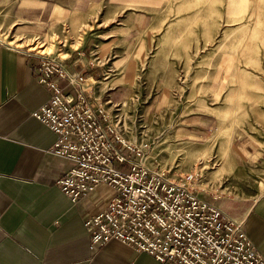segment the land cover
<instances>
[{
  "label": "rangeland",
  "instance_id": "374dc122",
  "mask_svg": "<svg viewBox=\"0 0 264 264\" xmlns=\"http://www.w3.org/2000/svg\"><path fill=\"white\" fill-rule=\"evenodd\" d=\"M19 1L0 13L4 43L16 19L22 36H48L50 43L73 36L66 20L36 28ZM129 15L142 19L131 48L111 42L100 79L121 60L116 71L130 94L104 101H111L127 139L145 144V166L175 176L193 173L200 196L237 212L264 192V0H103L87 21L93 30L84 35L91 33L97 46L111 41L107 31L119 23L132 26ZM70 43L44 50L59 48L50 55L60 59ZM199 116L211 123L205 134L193 132Z\"/></svg>",
  "mask_w": 264,
  "mask_h": 264
},
{
  "label": "crops",
  "instance_id": "0c3cea01",
  "mask_svg": "<svg viewBox=\"0 0 264 264\" xmlns=\"http://www.w3.org/2000/svg\"><path fill=\"white\" fill-rule=\"evenodd\" d=\"M102 1L20 0L23 16L32 18L30 22L36 28L46 29L56 19L66 20L73 36L68 32V38L60 37L58 42L52 39V43L48 36L45 39L22 36L21 29H14L20 24L16 19L8 24L9 43L0 40V264H158L151 255L134 251L116 240L108 241L101 248L89 244L84 218L103 206V198L96 202L93 199L104 191V186L85 198L71 201L56 183L67 166L51 152L56 135L34 116L50 95L45 86L37 83L36 67L45 54L50 55L59 48L54 52L44 49H54L69 38L71 48L63 58H57L68 73L86 77L84 96L99 104L107 97L128 98L131 86L116 71L122 61L115 60L105 72L113 73L102 79L101 65L110 55L106 50L111 49V42L113 48L117 41L125 49L131 48L135 24L142 19L129 15L125 21L132 26L114 25L107 31L111 41L97 46L91 33L84 34L93 30V26L87 30L92 25L87 21L98 12ZM10 6L11 0H0V13ZM2 28L0 25V31ZM38 41L40 46L32 47ZM12 42L17 46H12ZM59 82L64 93H74L66 82ZM195 118L193 122L199 129L193 132L205 134L204 130L211 124L209 118ZM217 207L224 217L242 220L246 236L264 257V192L241 204L237 212Z\"/></svg>",
  "mask_w": 264,
  "mask_h": 264
},
{
  "label": "built area",
  "instance_id": "2783aa9c",
  "mask_svg": "<svg viewBox=\"0 0 264 264\" xmlns=\"http://www.w3.org/2000/svg\"><path fill=\"white\" fill-rule=\"evenodd\" d=\"M36 68L37 83L50 95L34 116L54 132L51 152L67 164L57 185L73 202L104 186L93 199L103 198V206L83 223L92 247L116 240L158 264H264L242 220L224 217L200 196L193 173L145 166V144L127 139L110 100L99 104L84 96V75L68 73L49 54ZM59 81L74 93H64Z\"/></svg>",
  "mask_w": 264,
  "mask_h": 264
}]
</instances>
